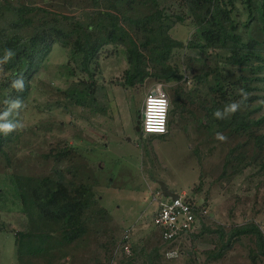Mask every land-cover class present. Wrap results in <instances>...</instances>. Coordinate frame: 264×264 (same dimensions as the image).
I'll list each match as a JSON object with an SVG mask.
<instances>
[{
    "label": "rangeland",
    "instance_id": "374dc122",
    "mask_svg": "<svg viewBox=\"0 0 264 264\" xmlns=\"http://www.w3.org/2000/svg\"><path fill=\"white\" fill-rule=\"evenodd\" d=\"M26 1L86 22L92 13L90 7H80V0ZM160 1L168 14L186 17L170 33L187 42L197 27L194 16L186 13L180 0ZM237 3L233 17L245 22L247 8L241 1ZM218 60V51L204 54L196 48L177 49L171 62L179 67L181 79L168 83L149 76L131 87L125 83L130 65L123 47L104 45L86 66L81 55L74 58L70 47L56 42L31 79L21 107L11 110L22 127L8 158L0 155V214L5 225L0 231V264H20L15 233L23 230L28 220L12 177L59 171L68 178L94 183V206L107 210L108 218L95 215L86 234L71 243L59 244L55 239L49 264H128L132 257L133 264H264L253 237L229 242L227 232L237 225L254 221L264 231V157L259 154L253 159L254 152L247 147L250 157L234 160L237 153L231 152L239 140L221 142L215 139L218 127L209 128L204 103L207 85L197 83L196 74L203 71L205 62L214 66ZM2 78L0 64V82ZM158 82L164 84L170 99L178 88L184 105L170 114L166 135L154 133L143 138L133 126L129 130L127 117L126 130L133 133L134 141L129 142L122 131L125 114L133 107L143 117L146 94ZM209 82L213 80L209 78ZM4 94L0 90V109L6 105ZM149 144L154 147L147 148ZM60 150L70 152V160L59 162L50 156ZM158 181L178 194L186 192V197L205 211L195 235L192 232L170 244V249L178 252L174 257L167 256L161 229L153 220ZM122 239L130 245V253ZM222 251L219 258H213V253L218 256Z\"/></svg>",
    "mask_w": 264,
    "mask_h": 264
},
{
    "label": "trees",
    "instance_id": "16d2710c",
    "mask_svg": "<svg viewBox=\"0 0 264 264\" xmlns=\"http://www.w3.org/2000/svg\"><path fill=\"white\" fill-rule=\"evenodd\" d=\"M80 1V7L92 9L88 22L32 1L0 0V59L5 49L14 53L1 64L0 90L5 92L6 105L0 109V114L10 111L7 119L19 124L11 113V102L26 98L31 79L56 42L70 47L74 58L81 55L86 66L104 45L123 47L130 65L125 83L131 87L143 83L149 76L168 83L181 79L183 74L179 67L171 62L177 49L196 48L204 54L213 50L218 51L220 60L214 66L205 62L203 71L196 74V82L207 85L204 103L209 128L218 127L216 132L223 133L228 139L239 140L231 152L237 153L234 160L248 159L247 147L254 152L253 159H258L259 154L264 157V0H180V6L194 16L197 23L187 42L170 33L173 26L184 22L186 17L168 14L160 0ZM238 1L247 8L249 15L245 22L233 17L238 10ZM241 25L248 37L242 32ZM220 51L225 52L220 54ZM21 77L24 89L18 91L12 83ZM209 78L213 80L212 84ZM196 89L199 91L200 88ZM239 89L248 93L245 106L229 119H215L213 113L217 109L223 110L227 104L241 100ZM170 100V114L175 112V107L184 105L178 88L173 90ZM190 101L195 100L190 97ZM20 136L19 127L7 135L0 133V155L8 158L11 145L17 143ZM53 155L59 162L70 160V152L65 150L50 154ZM12 179L28 218L25 228L15 233L20 264H40L39 260L49 264L56 248L51 245L55 239H59V244L71 243L86 234L95 215H107L108 218L107 210L94 206V183L68 178L64 171L45 176L14 174ZM198 209L203 208L198 206ZM4 227L0 214V231ZM227 233L229 242L237 237H253L260 255L264 256V231L258 223L237 225ZM125 242L122 239V244ZM173 243L163 240L162 246H167L168 252ZM133 250L135 255V247ZM222 253L218 256L213 253V258H219ZM131 259L134 257L128 264H133Z\"/></svg>",
    "mask_w": 264,
    "mask_h": 264
},
{
    "label": "built area",
    "instance_id": "2783aa9c",
    "mask_svg": "<svg viewBox=\"0 0 264 264\" xmlns=\"http://www.w3.org/2000/svg\"><path fill=\"white\" fill-rule=\"evenodd\" d=\"M171 100L163 83H155L147 92L142 117V129L149 134H166L169 127ZM161 125L164 131H159ZM158 206L153 214L155 224L161 229L166 241L175 242L182 236L195 232L204 217L205 211L198 209V204L193 203L186 194L179 197H165L161 190L158 191ZM129 233H126V238ZM127 253L131 252L129 244H124ZM178 252L169 250L167 256H177Z\"/></svg>",
    "mask_w": 264,
    "mask_h": 264
},
{
    "label": "clouds",
    "instance_id": "9594fccd",
    "mask_svg": "<svg viewBox=\"0 0 264 264\" xmlns=\"http://www.w3.org/2000/svg\"><path fill=\"white\" fill-rule=\"evenodd\" d=\"M14 55V53L10 49H5L4 56L2 59H0V64L6 63L11 57ZM12 87L15 88L18 91H23L24 89V79L21 77L19 79H16L12 83ZM239 94L241 96V100L234 101L229 104H227L223 110L217 109L213 116L215 119L224 120L229 119L232 115H234L237 111H240L243 106H245V103L248 99V93L245 92L243 89H239ZM22 102L20 100H15L11 102V109H18L21 107ZM10 115V111H5L3 114H0V133H3L4 135L9 134L12 131H15L18 127H22L21 125L14 123L7 119V117ZM159 131L163 132L164 128L161 125L159 128ZM215 139L225 142L227 140V137L220 132H217L215 134Z\"/></svg>",
    "mask_w": 264,
    "mask_h": 264
},
{
    "label": "flooded vegetation",
    "instance_id": "af4514ba",
    "mask_svg": "<svg viewBox=\"0 0 264 264\" xmlns=\"http://www.w3.org/2000/svg\"><path fill=\"white\" fill-rule=\"evenodd\" d=\"M127 117H128V121L130 124L129 130H131V127L133 126L134 131L141 133L142 137L146 138L147 134H145L143 132V129H142V114H140L137 110H135V108L131 107V108H128L127 113L125 114V120H124L123 126H122V131L124 132L125 136L128 138L129 142H134V141H133V135H132L133 133L130 134L126 130V125L128 127ZM110 130H113V128L111 127ZM135 145H141V144L135 143ZM153 147L154 146L152 144H149V146H147V148H149V149L153 148Z\"/></svg>",
    "mask_w": 264,
    "mask_h": 264
},
{
    "label": "water",
    "instance_id": "95a60500",
    "mask_svg": "<svg viewBox=\"0 0 264 264\" xmlns=\"http://www.w3.org/2000/svg\"><path fill=\"white\" fill-rule=\"evenodd\" d=\"M160 189H161V191L163 192V195H164L165 197H172V198H177V197H179V194L176 193V192H174V191H172V190H170V189L168 188V186L166 185V183L163 182V181H160Z\"/></svg>",
    "mask_w": 264,
    "mask_h": 264
},
{
    "label": "crops",
    "instance_id": "0c3cea01",
    "mask_svg": "<svg viewBox=\"0 0 264 264\" xmlns=\"http://www.w3.org/2000/svg\"><path fill=\"white\" fill-rule=\"evenodd\" d=\"M158 183H159V187H160V181H158ZM186 192H184L183 194H185ZM127 232H129V230H127ZM130 236V235H129Z\"/></svg>",
    "mask_w": 264,
    "mask_h": 264
}]
</instances>
